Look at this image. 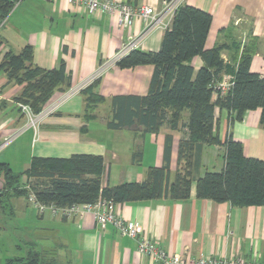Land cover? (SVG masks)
I'll use <instances>...</instances> for the list:
<instances>
[{
    "label": "crops",
    "instance_id": "0c3cea01",
    "mask_svg": "<svg viewBox=\"0 0 264 264\" xmlns=\"http://www.w3.org/2000/svg\"><path fill=\"white\" fill-rule=\"evenodd\" d=\"M9 1L16 6L0 22V64L9 52L19 54L30 47L34 65L51 70L63 60L72 81L70 87L62 85L54 91L32 126L16 102L23 86L9 81L0 70V144L4 138L16 135L0 154V164L18 174L29 170L34 158L98 155L105 162L103 187L117 186L142 182L150 167L164 166L165 145L170 138L169 166L173 176L186 129H172L166 124L158 133H144L138 125L122 130H111L107 125L112 116V99L146 96L154 72L152 65L118 68L116 62L123 45L135 36L139 40L136 49L158 52L166 28L148 29L147 23L139 19L130 28H118L110 14H89L83 6L71 5L68 0ZM117 1L161 10L166 0ZM181 5L196 7L212 16L206 49L230 46L228 28L234 26L241 33L242 25L249 24L250 35L258 39L251 71L264 74V0H182ZM230 48L222 53L228 70L222 77L228 79L233 77L231 71L237 68L240 56ZM191 65L197 72L204 62L195 57ZM84 90L102 97L103 102L88 107ZM99 112L103 114L101 118ZM260 116V110L249 111L242 121L231 125L230 113L216 109L220 139L224 141L231 134L242 144L246 157L264 160V126ZM187 118L185 112L182 122ZM136 153L139 156L134 161ZM216 155L223 158V169L224 148L203 147L195 179L204 174L201 170L209 163L206 158ZM19 186L29 187L26 175ZM4 188L0 173V264L26 258L31 251L40 253L46 263L158 264L138 252L136 239L121 235L111 225L102 228L91 213L83 218H67L55 216L49 210L40 212L27 196L14 195L12 191L8 197L2 196ZM114 212L128 222L142 225L149 239L170 255L243 258L264 264V206L239 207L199 199L196 181L186 200L115 204Z\"/></svg>",
    "mask_w": 264,
    "mask_h": 264
},
{
    "label": "trees",
    "instance_id": "16d2710c",
    "mask_svg": "<svg viewBox=\"0 0 264 264\" xmlns=\"http://www.w3.org/2000/svg\"><path fill=\"white\" fill-rule=\"evenodd\" d=\"M15 6V2L0 0V22L8 18ZM211 25L209 13L181 5L170 27L165 30L158 52L134 49L116 62L120 69L152 65L154 72L146 96H116L112 99L108 128L122 130L138 125L144 133H158L167 124L172 129H186L179 143L178 166L173 176L169 166L171 140L168 138L164 152L166 164L150 167L142 182L103 187L105 162L98 155L34 158L24 173L16 174L6 164H0L5 186L2 196L8 197L11 191L14 195L27 197L33 193L39 202L57 207L90 204L100 198L114 204L159 199L179 201L190 197L192 183L196 181L199 199L229 202L239 207L264 206V160L246 157L242 144L231 134L222 141L216 117V109L227 110L233 125L242 121L247 112L260 110V122L264 126V77L251 71L258 39L250 35L248 45L243 48L236 45L233 52L240 56L237 68L231 71L233 86L226 95L214 97V83L228 71L222 53L231 48L223 44L206 49ZM195 57H201L204 62L197 72L191 65ZM0 70L9 81L23 86L16 102L18 106H29L34 115L43 111L58 87H70L72 81L63 60L51 70L34 65L30 47L19 54H6ZM83 92L88 94L87 90ZM86 100L88 107L103 102L102 97L93 93L88 94ZM185 112L188 118L184 123ZM204 146L224 148V167L220 172L207 171L195 179ZM138 156L137 153L134 155V161ZM24 175L29 180L27 189L19 186ZM7 264L58 263H46L40 253L31 251L26 258L13 259Z\"/></svg>",
    "mask_w": 264,
    "mask_h": 264
},
{
    "label": "built area",
    "instance_id": "2783aa9c",
    "mask_svg": "<svg viewBox=\"0 0 264 264\" xmlns=\"http://www.w3.org/2000/svg\"><path fill=\"white\" fill-rule=\"evenodd\" d=\"M181 1L182 0H166L164 2V8L161 10H157L150 5L136 7L119 3L117 0H68V3L71 5L83 6L89 14H94L96 12L110 14L115 18L118 28H130L133 26L134 22L139 19L147 23L148 29L156 26H162L167 29L170 27L177 9L181 6ZM138 41V38L135 36L129 37L127 43L123 45L117 60L136 49L139 44ZM261 76L264 77V74ZM232 86V79L222 78L216 81L213 85L214 97L226 95ZM19 107L21 112L29 118V123L35 126L38 115H34L27 105L19 104ZM15 138L16 135H10L4 138L3 142L0 144V152L7 148ZM28 202L40 212L49 210L55 216L61 215L67 218L73 216L83 218L86 214L91 213L102 228L111 225L121 235L136 239L138 241V252L143 256L151 258L158 264H263L243 258L228 259L209 256L192 258L179 254L170 255L164 248L149 239L142 225L137 222H128L118 217L114 212L115 204L112 201L102 198L90 204H75L68 207H57L55 205H45L39 202L36 196L30 193Z\"/></svg>",
    "mask_w": 264,
    "mask_h": 264
},
{
    "label": "rangeland",
    "instance_id": "374dc122",
    "mask_svg": "<svg viewBox=\"0 0 264 264\" xmlns=\"http://www.w3.org/2000/svg\"><path fill=\"white\" fill-rule=\"evenodd\" d=\"M249 30H250L249 24L244 23L242 25V28H241V33H246V36L244 35L243 38H240L239 36L241 35V33H239V31H236L234 26L229 27L227 33H228L229 38H230V40H229L230 47H232L234 49L236 47V45H241V47H242V45H248L251 42ZM102 115L103 114L99 112L98 116L100 118ZM25 117L27 118V120L29 122V118L26 115H25ZM22 149H23V147L19 148V151H21ZM3 151H1L0 154ZM208 159L206 158V161H205V162H209V163H205V165L208 164L207 168H205L206 166L204 168H202L201 174L205 173L206 171L220 172L222 169V166H223V158L221 156L216 155L215 157L208 158Z\"/></svg>",
    "mask_w": 264,
    "mask_h": 264
}]
</instances>
